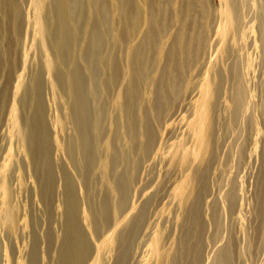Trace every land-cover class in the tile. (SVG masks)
<instances>
[{
  "label": "bare ground",
  "instance_id": "6f19581e",
  "mask_svg": "<svg viewBox=\"0 0 264 264\" xmlns=\"http://www.w3.org/2000/svg\"><path fill=\"white\" fill-rule=\"evenodd\" d=\"M0 264H264V0H0Z\"/></svg>",
  "mask_w": 264,
  "mask_h": 264
},
{
  "label": "rangeland",
  "instance_id": "374dc122",
  "mask_svg": "<svg viewBox=\"0 0 264 264\" xmlns=\"http://www.w3.org/2000/svg\"><path fill=\"white\" fill-rule=\"evenodd\" d=\"M213 3L215 4V5H218V0H213ZM257 221H255V222H253V227H255V225H257ZM259 258L257 257V258H254V261L255 262H258L259 260H258Z\"/></svg>",
  "mask_w": 264,
  "mask_h": 264
}]
</instances>
